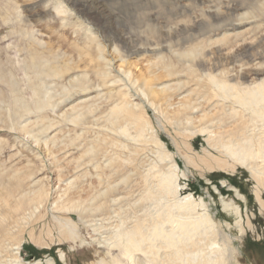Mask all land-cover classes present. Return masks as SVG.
<instances>
[{
	"label": "rangeland",
	"instance_id": "374dc122",
	"mask_svg": "<svg viewBox=\"0 0 264 264\" xmlns=\"http://www.w3.org/2000/svg\"><path fill=\"white\" fill-rule=\"evenodd\" d=\"M51 1L0 0V229L9 228L11 236L0 246V264H11L9 254L16 252L19 264H97L101 259L111 264L112 254L82 218L84 194L99 180V188L112 182L119 199L113 208H132L158 184L157 174L167 173L168 161L158 157L156 141L178 167L181 198L203 201L198 213L209 215L216 226V242L222 246V236L230 240V264H264V183L241 166L220 169L225 165L210 162L208 133L179 138L170 120L179 104L201 93L204 80L187 65L193 55L201 47L208 62L225 54L222 68L246 58L249 43L264 32L232 39L218 51L228 35L247 28L244 21L237 27L230 14L263 15L264 0H85L87 20L96 22L82 25L95 39L78 29L77 10L63 23ZM217 3L225 5L221 14L227 16L204 18ZM233 3L236 10L228 11ZM256 25L260 30V22L248 28ZM27 30L31 37L25 36ZM253 49L261 51L258 44ZM34 56L40 57L32 68ZM57 66L63 72H54ZM151 103L169 115L156 113ZM123 105L140 111L153 132L135 138L130 121L118 117L114 123L111 111ZM225 128L211 125L214 133ZM258 169L264 173V162ZM41 184L47 198L40 208L6 210V201L13 205L23 195L31 197ZM167 197L160 202L172 201ZM56 203L69 210L54 209ZM96 218L102 220L98 213Z\"/></svg>",
	"mask_w": 264,
	"mask_h": 264
},
{
	"label": "bare ground",
	"instance_id": "6f19581e",
	"mask_svg": "<svg viewBox=\"0 0 264 264\" xmlns=\"http://www.w3.org/2000/svg\"><path fill=\"white\" fill-rule=\"evenodd\" d=\"M52 1L56 4L52 9L57 16L62 17L63 23H65L68 15L77 10L79 17L86 19L81 22L78 17V29L89 33L95 39L94 33L82 25L83 22L88 21L87 14L90 12L84 8L86 6L85 0ZM236 4L233 3L228 11L234 12ZM224 6L222 3H217L216 9L211 11L212 14L205 12L204 18L213 19V17L227 16L224 13L221 14ZM17 15V18H20V15ZM230 17H234L239 23L237 27L243 21L247 22L245 24L247 28L234 35H228L225 39L226 43L220 47L218 53H222L223 48L227 47L232 39L235 41L240 37L244 38L245 35L255 36L256 33L259 35L260 32H264V14H247L243 18H237L230 14ZM255 17L258 19L253 20ZM89 22L95 23L96 18H89ZM255 22L262 24L260 30L257 25L248 28L250 23ZM211 27H215V25H211ZM24 34L26 37H31L32 33L27 30ZM223 41L224 39H221L211 43V45ZM257 44L262 51L264 33L249 43L247 50L249 54L246 58L242 56L233 63H226L223 68L220 62L226 59L225 54L221 56L220 60L208 62L207 56H204L203 52L205 48H199L193 55L191 65H187L191 69H197L199 81L204 80L201 93L187 103L179 104L178 109L176 108L177 111L175 109V117L170 120L179 138L186 140L196 133L201 135L208 133V144L211 148V151H208V155L211 157L210 162L224 164L225 166H220V169L233 170L236 166H241L258 183H264V173L258 169V163L264 162V130L259 131L264 125V50L255 54L253 45L257 47ZM39 57L31 58L32 68H35V61ZM48 59L50 62L54 61L53 58ZM64 69L68 71L70 67L65 65ZM57 71L63 72V67H55L54 72ZM149 106L156 113L160 110L156 109L153 103ZM160 112L162 111L160 110ZM111 113H115L112 116L114 123L117 122L118 117H121L124 122L130 121L135 129V138H145V132L152 133L154 130L149 123L143 122L142 113L136 108L129 109L123 105L116 111L112 110ZM166 113L167 111H164L161 114L165 116ZM167 114L169 115V113ZM194 116L198 118V121L195 122ZM194 123L198 125L195 126ZM214 123L226 128L214 133L211 131V125ZM258 123L263 125L258 127ZM193 124L194 127H192ZM119 129L122 132L127 131L125 127ZM155 143L159 147L158 157L168 161L167 173L160 172L157 174L158 184L146 189V192L141 196L140 193V198L133 204L132 208L124 210L121 205L119 211L113 208L119 199H115L117 195L112 182H108L99 188L102 185V181L99 180L97 187H92L90 191L84 194L87 198L84 201L85 204L82 201L80 205L82 218L85 219L86 223L93 224V230L99 234L97 243L106 248L109 256L112 254L109 261L111 264H230L233 258L232 255H228L227 248L230 240L226 236H222V246L216 242L218 234L216 226L212 224L209 215L207 216L202 212L198 213L201 208H205L203 201L194 200L190 195L181 198L177 183L178 167L172 162L167 150L162 147L160 142L156 141ZM214 152H216L215 155ZM141 164L143 165V163ZM146 182L149 183L148 186L151 185L148 176H146ZM165 196L172 197V201L160 202L162 201L160 198L163 197L162 199H164ZM46 198L47 190L41 184V188L35 191L31 197L23 195L14 201L15 204L13 202V205L6 201L4 207L6 210L13 209L16 214L19 210L38 204V206H34V210H36L40 208L42 201H46ZM147 203L152 204L150 206L152 209L146 207ZM53 208L69 210V208L58 206L57 203L53 205ZM225 208H229V206L225 205ZM235 212L237 214V211ZM97 213L102 220L99 221L96 218ZM112 220L116 223L114 224ZM97 221H99L98 224ZM103 223L105 225H102ZM1 230L3 236L0 246L2 242L7 241L8 237H11L8 236L9 228H1ZM6 249L5 251H7ZM113 251L117 254L114 255ZM9 255L12 258L11 264L13 262L19 264L17 261L18 252ZM36 264L41 263L37 262ZM97 264L109 263L101 259Z\"/></svg>",
	"mask_w": 264,
	"mask_h": 264
}]
</instances>
